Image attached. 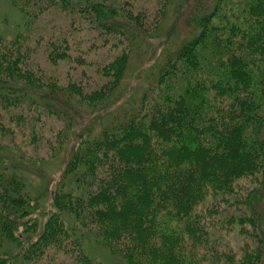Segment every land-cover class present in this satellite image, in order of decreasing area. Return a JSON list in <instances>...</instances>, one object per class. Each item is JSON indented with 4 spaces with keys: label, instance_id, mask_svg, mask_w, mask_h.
I'll return each instance as SVG.
<instances>
[{
    "label": "trees",
    "instance_id": "obj_1",
    "mask_svg": "<svg viewBox=\"0 0 264 264\" xmlns=\"http://www.w3.org/2000/svg\"><path fill=\"white\" fill-rule=\"evenodd\" d=\"M9 1L26 23L57 8L140 43L167 15L166 0L151 19L127 0ZM196 1L194 35L163 52L152 81L122 100L123 118L99 130L96 116L82 128L70 123L72 137L59 131L44 142L47 154L69 147L45 191L31 190L30 153L16 136L37 143L38 109L54 99L85 116L110 107L124 90L129 52L102 66L112 79L87 90L44 77L35 59L42 42L54 64L67 59V37L29 44L21 31L9 39L0 28V159L11 158L0 168V264H108L89 241L128 264H262L264 0Z\"/></svg>",
    "mask_w": 264,
    "mask_h": 264
},
{
    "label": "rangeland",
    "instance_id": "obj_2",
    "mask_svg": "<svg viewBox=\"0 0 264 264\" xmlns=\"http://www.w3.org/2000/svg\"><path fill=\"white\" fill-rule=\"evenodd\" d=\"M127 1H129V7L135 14L144 13L149 19L156 13L162 2V0ZM166 2L167 15L163 17L159 24L156 36L149 42L140 43L135 38L134 33H129V31L107 32L103 28L102 31L96 27L97 23H93V27H91L88 22L81 21L79 17H74L57 8H52L49 12L42 14L40 19H34L33 24L26 23L25 17L9 0H0V28L5 30L9 39L13 38L19 31L29 37L30 40L27 42L29 44L34 43L32 39L39 35L43 37L41 41L46 40L50 36L62 39L67 37L69 39L70 55L67 59L61 60L57 64L47 58L43 42L39 44L38 52L35 54V59L45 71L44 77L46 74L52 75L59 84L78 81L87 90L95 89L106 80L112 79V70L111 72L103 71L101 73L102 66L113 63L116 60L115 58L124 50H128L130 57L125 74L124 90L119 91L117 96L115 95L114 103L110 107L101 109L96 114L91 113L89 116H85V109H79L78 113H76L73 110L64 108L59 101L54 99L52 108H48L45 104L42 106L43 109H38L41 111V120L39 121L40 127L38 126L40 135L37 143H30L28 133L16 136L17 141L19 138V140L26 143L24 147L30 153L33 166L25 168L24 173L30 178L31 190L45 191L54 189L55 183L63 171L65 157L69 148L68 145L61 146L60 149L56 148L55 151L57 152L55 154H47L49 150L44 142H49L50 140L55 142L59 131L61 136L72 137V126L75 129L82 128L93 120L94 116L98 119L95 124L98 130L101 125H104L107 120L113 117L123 118L124 111L128 108V105L127 102H124L120 106L122 100L128 98L130 94H135L143 83L148 84V82L152 81V73L159 66L157 63L163 61V52L167 49H172L174 45L194 35L197 25L192 16L196 12L197 14L201 13V10L198 9L200 1L197 3L196 0H166ZM208 9L204 7L202 10L206 11ZM116 17L118 20L127 21L123 14H118ZM71 21L75 25H72ZM47 109H52L53 111L62 109L66 116L63 111L64 114L60 111L54 113ZM3 112L0 110V113ZM6 127H15V125L11 124ZM36 144H39V146H36ZM0 161V168L4 166L8 168L11 158L0 159ZM19 170L22 172L21 169ZM36 215L40 216L39 210ZM87 248L93 256L105 263L128 264L96 242L89 241ZM262 264H264V259Z\"/></svg>",
    "mask_w": 264,
    "mask_h": 264
}]
</instances>
